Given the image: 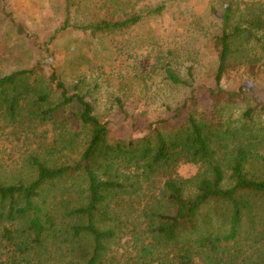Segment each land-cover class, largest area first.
I'll list each match as a JSON object with an SVG mask.
<instances>
[{
    "label": "trees",
    "instance_id": "16d2710c",
    "mask_svg": "<svg viewBox=\"0 0 264 264\" xmlns=\"http://www.w3.org/2000/svg\"><path fill=\"white\" fill-rule=\"evenodd\" d=\"M261 2L247 1L238 9V22L235 1L224 3L213 86L183 81L166 68V78L189 88V97L170 122L151 124L141 137L113 140L110 121L98 118L87 97L77 88L71 93L54 70L46 76L37 65L0 74V130L40 141L45 135L38 129L44 132L51 123L60 133L78 126L86 134L76 159L32 158L36 178L30 183L6 184L0 176V264H50L61 241L76 254L69 264H102L117 236L113 227L105 228L108 223L122 226L123 218L142 213L149 241L141 247V264H264V174L249 168L257 160L264 165V159L256 151L254 128L228 127L223 117L227 105L243 99V89L223 86L235 41L255 43L264 53ZM140 20L81 30L108 32ZM253 114L248 108L244 117ZM182 163L205 170L184 179L177 170ZM59 185L61 195L49 201L46 187ZM62 214L76 223L61 228Z\"/></svg>",
    "mask_w": 264,
    "mask_h": 264
},
{
    "label": "rangeland",
    "instance_id": "374dc122",
    "mask_svg": "<svg viewBox=\"0 0 264 264\" xmlns=\"http://www.w3.org/2000/svg\"><path fill=\"white\" fill-rule=\"evenodd\" d=\"M231 1H235L234 21L238 22V9L252 0H0V74L37 65L46 76L54 70L71 93L77 88L87 97L98 118L110 121L113 140L141 137L151 124L170 122L173 111L189 97V88L166 78V68L183 81L214 85L221 14L224 3ZM254 1L264 4V0ZM160 7H164L161 13H151ZM138 16L139 22L118 30H81ZM223 86L244 91L243 99L224 108L226 125L253 127L256 151L264 159V53L255 43L235 41ZM52 99L57 103L59 97ZM248 108L254 109L251 120L244 117ZM43 131L38 129L45 136L37 141L14 130H0L4 183H30L36 178L32 158L46 160L54 155L57 163L70 161L86 144L85 131L78 126L60 133L48 123ZM71 140L73 145L66 147ZM249 168L264 174L262 161H254ZM177 170L182 178L194 179L205 168L182 163ZM61 187H46L49 201L61 195ZM159 187L155 186V195ZM123 221L122 226L110 222L105 227H113L117 236L108 244L102 264H141V247L149 241L148 220L142 213ZM71 223H76L75 218L62 214L59 226L66 229ZM57 247L50 264L76 262L72 245L61 241L53 248Z\"/></svg>",
    "mask_w": 264,
    "mask_h": 264
}]
</instances>
